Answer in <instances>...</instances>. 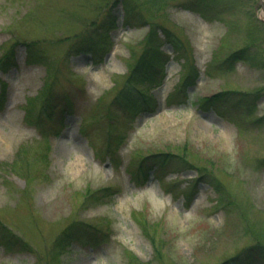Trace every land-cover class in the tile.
Instances as JSON below:
<instances>
[{
  "label": "rangeland",
  "instance_id": "1",
  "mask_svg": "<svg viewBox=\"0 0 264 264\" xmlns=\"http://www.w3.org/2000/svg\"><path fill=\"white\" fill-rule=\"evenodd\" d=\"M127 6L125 20L120 5L115 27L92 34L89 53L69 55L70 35L101 16L99 0H0V55L19 43L0 72V264H227L264 243V0ZM153 25L181 46L162 44L157 82L132 90L141 111L130 120L117 96ZM23 41L43 50L28 57ZM45 80L60 124L43 119L48 147L24 112ZM217 94L253 103L239 107L241 130L221 103L200 106ZM62 234L58 262L43 256ZM13 236L31 249L6 246Z\"/></svg>",
  "mask_w": 264,
  "mask_h": 264
},
{
  "label": "trees",
  "instance_id": "2",
  "mask_svg": "<svg viewBox=\"0 0 264 264\" xmlns=\"http://www.w3.org/2000/svg\"><path fill=\"white\" fill-rule=\"evenodd\" d=\"M100 3L102 4V8L100 11L101 16L97 17H92L91 21L89 23H85L83 26L82 30L78 33H75L73 35H70L71 41L69 43L67 53H76V52H88V47L91 45L93 42L90 40L92 37V34H97V37L99 35H102L103 32L102 30L106 31L109 29L107 25L112 23V25L116 21V17H114L113 10L116 7H120L123 9L124 12V20L125 17H127L129 12V6H127V0H99ZM105 3V4H104ZM193 7V6H192ZM188 10L193 11L192 9L188 8ZM202 18L207 19L208 14L207 12H203L201 9L196 10ZM212 16V15H211ZM216 19L220 18L219 14L213 15ZM128 19V18H127ZM127 23V22H126ZM153 30L148 34V36H145V39L143 43L140 45L142 46L141 54L137 57L134 56V59L136 60L135 66H130L129 71L127 76L128 81L125 83V85L122 88L121 94L117 96L118 103L120 105V110L127 112V114L130 116L129 119L131 120L133 116H135L137 113L141 111L140 105H138V99L136 98V95L132 93V90L134 89H139L142 87H149L151 86L150 83H155L156 80V70H154L153 65L154 63H159L160 59V54L162 48V44L164 42H169L172 44V46L175 49H179L180 41L175 38V37H170L166 38L167 35L164 36V38H161V34H163V30L161 33H158V30L160 29L159 27L153 25ZM156 37L157 41L155 42L153 38ZM90 41V42H89ZM18 43V42H16ZM13 43L3 54L0 55V70H6L9 66L7 64H14V60L12 57L14 56V52L11 50V48L16 44ZM40 43L38 41H32L27 44V51L30 54H36V52H40L39 50H43L42 48L39 47ZM38 49V51H37ZM35 50V51H34ZM8 58V61H7ZM237 58L236 56L231 57V59ZM163 70V69H162ZM163 72L161 73V75ZM141 84V85H139ZM188 84H191V82H188ZM187 83L184 85V87L180 90L181 94H186L185 91V86ZM141 92V89L139 90ZM55 91L53 89V83L47 82L45 85L44 93L42 94V97H44V101L41 104L40 107L37 106V102L40 99V94L39 97L29 99L27 102V111H28V121L34 125L37 126V128L40 130V136L43 138V142L41 144H45L46 147H48V136L47 134L45 135L44 132V122L43 119L46 120V122H50V119H46V111L47 110H52L53 108V102H56L55 100ZM247 97V96H246ZM244 97H236L234 99L238 100H230L227 99L224 95L217 94L213 98V102L210 99H203L202 102H200V106L205 108V107H211L212 105L214 106L215 104L221 103L220 108H217L215 105V110L217 109H222L218 113L224 117L228 121H233L237 126V129L241 130V118L243 119V112H239V107H247V108H255L252 102L247 101V98ZM116 100V101H117ZM115 101V103H116ZM220 101V102H219ZM36 103V104H35ZM41 108V109H40ZM38 110L36 112V116L34 118V111ZM260 123V121H257V125ZM51 126L59 129L60 124L58 121L52 120L51 121ZM160 162L163 165H167L168 163H172L176 160H174L175 156L173 157L172 154L169 153H163L160 154L159 156ZM180 158V156H179ZM179 165H189V161L185 158H182L181 161H178ZM192 165V164H191ZM17 165H13V169L16 168ZM146 163L143 164V167H146ZM190 166V165H189ZM193 167V166H192ZM197 170V175L198 176H203L204 171L203 169L200 168H195ZM144 171V168H143ZM63 237V238H62ZM68 236L66 235L64 237V234L61 235V237L58 238V240L55 242L54 248L51 247L49 252L44 254L43 256L48 255L51 251V257H55L57 262H58V254H63V250L66 247ZM261 238V237H259ZM78 240H80L78 238ZM6 246H11V247H17L20 250H30V246L22 242L19 239H16L14 236L10 239L9 237L6 239ZM40 260V257L38 258ZM258 262H264V243H262L260 240L256 241L253 243L251 246L245 248L244 250L239 251L235 256H232L227 259L226 263L227 264H254ZM136 264H140L136 263Z\"/></svg>",
  "mask_w": 264,
  "mask_h": 264
}]
</instances>
